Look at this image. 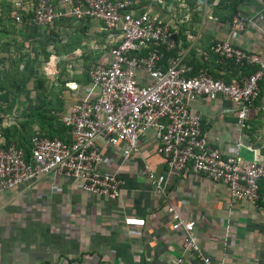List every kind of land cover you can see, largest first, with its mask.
Wrapping results in <instances>:
<instances>
[{
	"label": "crops",
	"instance_id": "obj_1",
	"mask_svg": "<svg viewBox=\"0 0 264 264\" xmlns=\"http://www.w3.org/2000/svg\"><path fill=\"white\" fill-rule=\"evenodd\" d=\"M177 5H168L165 0L164 5L155 4L153 10L175 27L176 34L183 31L185 39L180 41V51L189 63L197 59L209 61L220 74L232 72L225 63L219 66L205 55L206 49L219 41L264 54L261 3L242 0L238 7V13L245 18L242 31L215 17L212 5L200 10L203 12L199 21L190 19V13L183 9L184 0ZM85 22L67 17L39 25L28 16L17 26L28 48L45 36V29H53L62 40ZM90 23L83 41L85 47L73 53L76 60L86 51L95 55L115 39L103 22L92 19ZM50 47L52 50H47L53 53L51 57L65 59V55H57L53 45ZM107 52L102 58L107 57ZM67 84L60 93L62 114L88 92V84ZM260 88L261 98L251 109L249 127L243 130L233 111L236 103L228 97L198 98L191 103V111L202 116V126L212 146L226 154L238 151L246 161L261 160L264 78ZM239 142L242 145L238 148ZM158 143L154 130L147 132L140 140V152L126 160L120 147L99 140L108 170L122 180L118 198L83 190L78 179L58 174L40 175L0 194V210L4 211L0 212V264H175L180 257L184 259L181 264H203L199 255L184 250L181 233L173 229L171 207L183 220L195 223L202 253L214 264H264V199L253 202L233 198L225 184L196 172L191 165L180 172L171 171L157 151ZM147 167L158 175L166 174L164 192H157ZM128 216L144 217L146 226L126 225Z\"/></svg>",
	"mask_w": 264,
	"mask_h": 264
},
{
	"label": "built area",
	"instance_id": "obj_2",
	"mask_svg": "<svg viewBox=\"0 0 264 264\" xmlns=\"http://www.w3.org/2000/svg\"><path fill=\"white\" fill-rule=\"evenodd\" d=\"M13 1L17 22L24 20L23 11H32L30 19L39 25L67 17H89L103 22L115 39L107 57L91 64L88 92L62 114L63 123L71 128L70 142L37 131L31 138L27 158L22 146L6 144L0 132V194L40 175L58 174L78 179L83 190L118 198L122 180L108 170L99 140L120 147L123 157L130 160L140 152V140L152 128L159 141L157 151L171 171L180 172L191 165L196 172L225 184L233 198L253 202L264 199L260 194L264 159L246 161L238 151L226 154L212 146L201 114L190 107L198 98L226 96L236 103L233 111L240 128H248L264 78V54L219 41L211 46L213 53L257 66L256 70L230 83L206 72L189 75L192 66L185 61L183 52L179 50L166 58L178 42L175 27L153 10L155 4L164 5L165 0H146L143 10L136 7L134 0ZM255 1L264 6V0ZM232 27L244 30V16L236 15ZM241 145L236 144L238 148ZM147 174L157 192H164L166 174L158 175L149 167ZM170 210L173 229L181 233L184 250L199 255L203 264H214L202 253L195 223L183 220L173 207ZM125 223L142 227L146 219L128 216ZM183 262L180 257L175 264Z\"/></svg>",
	"mask_w": 264,
	"mask_h": 264
},
{
	"label": "trees",
	"instance_id": "obj_3",
	"mask_svg": "<svg viewBox=\"0 0 264 264\" xmlns=\"http://www.w3.org/2000/svg\"><path fill=\"white\" fill-rule=\"evenodd\" d=\"M166 1L168 5L169 3L174 4V7L178 6L179 3V0ZM134 2L136 7L142 10L144 5L148 3L146 0H134ZM184 2L186 7L183 9L190 13V19L192 18L194 21L201 19L203 11L200 10L202 8L212 5V14L215 17L220 21L233 23L234 17L239 14L238 7L242 0H218L217 3L216 0H184ZM200 5H202L201 9H199ZM16 11L13 0H0V113L4 119V122L0 124V132L6 144L16 143L22 146L26 151L27 158H29L31 138L37 131L50 138L58 137L67 142L71 141V128L62 121L64 107L60 103L63 100L60 93L70 81H76L84 85L90 84L89 69L91 63L103 59L104 51L108 50L113 44H107L104 50L96 52L95 55L83 52L81 57L84 59L83 71L81 74L69 77L66 65L74 59L73 53L75 50L85 47L83 41L87 30L91 26L90 21L92 19L89 17L80 19L86 22L82 23L76 32L69 34L62 40L57 39L58 34L51 29L47 42L44 37H41L27 48L24 40L19 37L20 32L15 20ZM32 15V11H23L24 19L28 16L32 17ZM103 33L107 34V32ZM183 38L185 39L183 31H180L177 34L178 45L176 49L167 52L166 58L176 54L181 49L180 41ZM49 41L54 46L57 55L63 54L66 56L65 59H60L62 63H65V66L62 67L58 77V81L61 83V91L58 93L54 91V84L49 85L48 78L40 67L42 63L41 55L44 54V58L49 60L53 54L47 50V44H51ZM211 46L206 49L205 55L210 60L217 62L219 66L220 63H225V66L232 72L220 74L209 65V61L197 59L189 63L185 60L193 66L188 73L189 75L206 72L214 78H221L230 83L256 70L257 66L247 63L240 64L233 58L220 57L212 52ZM238 73L240 74L239 77ZM260 98L261 93L258 99ZM263 185L264 178L260 181V194L262 197H264Z\"/></svg>",
	"mask_w": 264,
	"mask_h": 264
},
{
	"label": "rangeland",
	"instance_id": "obj_4",
	"mask_svg": "<svg viewBox=\"0 0 264 264\" xmlns=\"http://www.w3.org/2000/svg\"><path fill=\"white\" fill-rule=\"evenodd\" d=\"M201 10H203V8ZM16 24L18 25L17 21H16ZM45 30L46 31L44 32V35H45L44 38H45V40L47 42V40L49 39V31H48V29H45ZM59 34H60V36H64V33H59ZM56 38L57 39H61V37H56ZM21 40H24V39L21 38ZM42 42H45V41H42ZM49 42L51 43V41H49ZM50 45H52V43L51 44H49V43L47 44V46L52 50V47H50ZM79 52L80 51H77L76 53L79 54ZM86 52H89V51H86ZM75 60H76L75 58L70 60L69 61L70 63L68 65H66L67 66V70L69 71V75H68L69 77H72L74 74H81V72L83 71L84 59L80 58V59H78L76 61ZM63 66H65V63L64 62L62 63L60 61V58H58V57H55V58L51 57V58H49V60H47L46 58H43L41 66H40L41 67V71H43L45 76L48 78L49 85L54 84L53 88H54V91L57 92V93L61 91V83L58 81V77H59L60 71L62 70ZM67 87H68V84L65 85V89ZM6 121L8 122L9 120H6ZM147 132L151 133V132H153V129L152 128L147 129L145 134ZM12 189H14V188H12ZM12 189H9V190H7L5 192H8V191H10ZM0 212H3V214H4V211L0 210Z\"/></svg>",
	"mask_w": 264,
	"mask_h": 264
},
{
	"label": "water",
	"instance_id": "obj_5",
	"mask_svg": "<svg viewBox=\"0 0 264 264\" xmlns=\"http://www.w3.org/2000/svg\"><path fill=\"white\" fill-rule=\"evenodd\" d=\"M4 122L3 116L0 113V124ZM260 159H264V146L260 148Z\"/></svg>",
	"mask_w": 264,
	"mask_h": 264
}]
</instances>
